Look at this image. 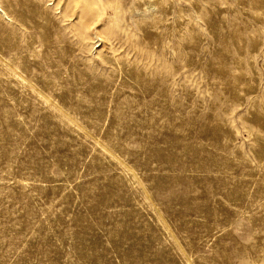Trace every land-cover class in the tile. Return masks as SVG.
<instances>
[{"label": "rangeland", "instance_id": "374dc122", "mask_svg": "<svg viewBox=\"0 0 264 264\" xmlns=\"http://www.w3.org/2000/svg\"><path fill=\"white\" fill-rule=\"evenodd\" d=\"M0 264H264V0H0Z\"/></svg>", "mask_w": 264, "mask_h": 264}]
</instances>
